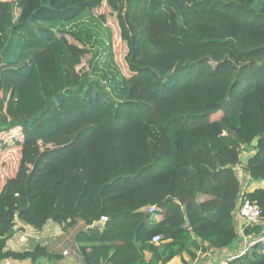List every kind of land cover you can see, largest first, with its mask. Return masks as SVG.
Here are the masks:
<instances>
[{"label":"trees","instance_id":"trees-1","mask_svg":"<svg viewBox=\"0 0 264 264\" xmlns=\"http://www.w3.org/2000/svg\"><path fill=\"white\" fill-rule=\"evenodd\" d=\"M93 13L129 40V75L111 69V47L103 68L101 42L74 29ZM0 161V261L52 256L6 250L16 219L84 223V264H168L200 242L230 246L237 167L264 182V0H0ZM249 197L264 220V188ZM152 206L163 219L140 226ZM229 264H264V252Z\"/></svg>","mask_w":264,"mask_h":264},{"label":"crops","instance_id":"crops-1","mask_svg":"<svg viewBox=\"0 0 264 264\" xmlns=\"http://www.w3.org/2000/svg\"><path fill=\"white\" fill-rule=\"evenodd\" d=\"M248 153L244 152L243 154L246 155ZM237 173L242 182H248L251 192L257 188H264L263 181L249 180L242 167H237ZM154 216L155 222L163 219L160 214ZM151 218L152 216L149 219ZM235 221L238 238L230 246L215 248L208 242H200L199 248L191 247L190 252H185L181 256L175 257L168 264H229L234 259L245 254L252 255L255 250L259 254L264 252V220L254 225H245L243 220H238L236 217ZM87 229V226L82 222L72 226L65 223L59 224L52 220L48 221L41 229H36L16 219L14 232L7 240L6 250L25 252L41 245L46 247L52 256H44L36 261L6 258L0 261V264H84L76 236L79 232L87 231ZM256 239H260V241L250 246L251 248L248 247L250 241ZM201 246H205L206 250ZM257 246H259L258 249L256 248ZM148 257H150V254H148Z\"/></svg>","mask_w":264,"mask_h":264},{"label":"rangeland","instance_id":"rangeland-1","mask_svg":"<svg viewBox=\"0 0 264 264\" xmlns=\"http://www.w3.org/2000/svg\"><path fill=\"white\" fill-rule=\"evenodd\" d=\"M19 10H16V15H18ZM94 14V15H93ZM90 14V17H85L83 18L81 21L77 22L76 25H74V29L76 31H78L81 36L83 37V32H91L94 34L95 37V41L99 40V42H101V44L99 46H97V49H102V51L100 52L101 55L100 57L102 58V60L104 59V63L101 64L103 66V68H109V67H105V64L109 63L108 62V58L106 56L107 51L109 50V47L112 48V51L114 53V59H115V63H113L111 65V69L114 68L115 69V64L118 66V68L121 70L122 73H124V75L128 74L129 75V66L128 63L126 61V55L128 52V48H129V40L128 42L125 41L122 37L121 31L119 26L117 25V23L115 21H113L112 24L109 23H105L103 24L104 27H108L111 30V34L109 32V30L107 28H102L99 27V24L96 22V20H94L92 18L95 17L97 18L98 14ZM84 23L88 24V30H83L84 28ZM95 31V32H93ZM85 38V37H84ZM71 42L77 43V41H75L73 38H70ZM106 50V51H104ZM104 55V56H103ZM90 56V55H89ZM88 56V58H89ZM106 59V61H105ZM88 68V62L84 61V64L82 66L79 67L80 71H84ZM19 150L17 149L16 151H13L11 154H9V156H6V167L4 169L5 172L3 173V179L7 178V177H11V176H15L18 166H19V162H20V156H19ZM0 171H1V161H0ZM6 173V174H5ZM1 183V181H0ZM155 216L153 215L151 220L154 221ZM263 221V220H262Z\"/></svg>","mask_w":264,"mask_h":264},{"label":"built area","instance_id":"built-area-1","mask_svg":"<svg viewBox=\"0 0 264 264\" xmlns=\"http://www.w3.org/2000/svg\"><path fill=\"white\" fill-rule=\"evenodd\" d=\"M248 179L251 180L249 176H248ZM241 183H242V186H241V191H240V195L238 198V205L234 212L236 219L243 220L245 225L258 224L262 222L263 220L261 206L256 200H253L249 197V194L252 192L249 189L248 182L246 181L244 183L241 181ZM147 211H149L151 214H154L159 211V208L152 206L148 208ZM107 220H108V217L103 216L100 222L104 223ZM162 241H163V238L160 234L155 235L151 240V242L156 245L160 244ZM259 241L260 239L250 241V244L248 247L256 244ZM65 254H67V252H65Z\"/></svg>","mask_w":264,"mask_h":264},{"label":"water","instance_id":"water-1","mask_svg":"<svg viewBox=\"0 0 264 264\" xmlns=\"http://www.w3.org/2000/svg\"><path fill=\"white\" fill-rule=\"evenodd\" d=\"M259 139H260V137H256V138L254 139V141L252 142V145H253V146H257V145H258V142H259ZM255 155H256V151H255V150H252V151H250V152H249L248 154H246V155L242 154V155L240 156V161H241L243 164L248 165L250 159L253 158ZM151 216H152V214H151L149 211H146V213H145V219H144V221L141 223L140 226H142L144 223H146V222L149 220V218H150ZM186 226H187V227L190 226V221H189L188 217H186Z\"/></svg>","mask_w":264,"mask_h":264}]
</instances>
